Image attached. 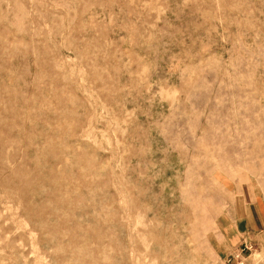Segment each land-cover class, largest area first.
<instances>
[{
	"label": "rangeland",
	"instance_id": "1",
	"mask_svg": "<svg viewBox=\"0 0 264 264\" xmlns=\"http://www.w3.org/2000/svg\"><path fill=\"white\" fill-rule=\"evenodd\" d=\"M250 208L264 0H0V264H264Z\"/></svg>",
	"mask_w": 264,
	"mask_h": 264
},
{
	"label": "crops",
	"instance_id": "2",
	"mask_svg": "<svg viewBox=\"0 0 264 264\" xmlns=\"http://www.w3.org/2000/svg\"><path fill=\"white\" fill-rule=\"evenodd\" d=\"M254 211H255V212H254ZM254 211L250 208V211H247V212H246V213H247L246 215H248V214H251V215H252V220H251V221H252L253 223H254V221H257V220H258V217H257L258 215H257V214H259V215H260L259 220L262 221V222H264V214H263L262 210L257 209V210H254ZM257 211H259L260 213H258ZM248 212H249V213H248ZM254 216H255V220H254ZM253 223H252V226L254 225ZM257 223H258V221H257ZM263 225H264V224H263ZM263 225H262V226H263ZM257 227H258V226H257ZM247 228H248V227H247ZM251 228H253V227H251ZM251 228H250V229H251ZM258 228H259V227H258ZM248 229H249V228H248ZM252 230H255V227H254ZM239 232L242 234V231H241V230H240ZM233 234H235V233H233ZM235 235H237V234H235Z\"/></svg>",
	"mask_w": 264,
	"mask_h": 264
}]
</instances>
